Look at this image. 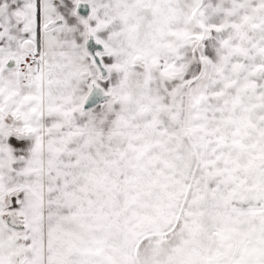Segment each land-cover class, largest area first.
<instances>
[{
  "label": "snow or ice",
  "instance_id": "6c2138e0",
  "mask_svg": "<svg viewBox=\"0 0 264 264\" xmlns=\"http://www.w3.org/2000/svg\"><path fill=\"white\" fill-rule=\"evenodd\" d=\"M0 264H264V0H0Z\"/></svg>",
  "mask_w": 264,
  "mask_h": 264
}]
</instances>
